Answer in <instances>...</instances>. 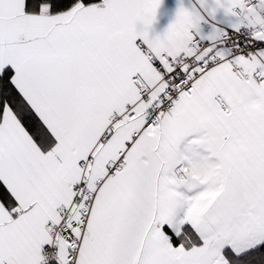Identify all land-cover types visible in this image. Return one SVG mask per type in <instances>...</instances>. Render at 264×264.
Listing matches in <instances>:
<instances>
[{
	"label": "snow or ice",
	"instance_id": "6c2138e0",
	"mask_svg": "<svg viewBox=\"0 0 264 264\" xmlns=\"http://www.w3.org/2000/svg\"><path fill=\"white\" fill-rule=\"evenodd\" d=\"M0 0V264H264V0Z\"/></svg>",
	"mask_w": 264,
	"mask_h": 264
},
{
	"label": "crops",
	"instance_id": "0c3cea01",
	"mask_svg": "<svg viewBox=\"0 0 264 264\" xmlns=\"http://www.w3.org/2000/svg\"><path fill=\"white\" fill-rule=\"evenodd\" d=\"M176 0H164L163 6L160 9V20L158 23V27L162 28L168 22L171 17L172 10L175 7Z\"/></svg>",
	"mask_w": 264,
	"mask_h": 264
}]
</instances>
